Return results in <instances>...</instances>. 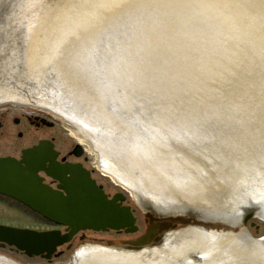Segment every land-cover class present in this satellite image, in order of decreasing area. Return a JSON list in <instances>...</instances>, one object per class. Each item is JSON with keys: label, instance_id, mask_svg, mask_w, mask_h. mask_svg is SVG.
Returning a JSON list of instances; mask_svg holds the SVG:
<instances>
[{"label": "water", "instance_id": "95a60500", "mask_svg": "<svg viewBox=\"0 0 264 264\" xmlns=\"http://www.w3.org/2000/svg\"><path fill=\"white\" fill-rule=\"evenodd\" d=\"M15 110L62 122L111 183L178 214L176 229L185 214L257 216L238 237L188 226L150 249L151 233L76 249L67 264H264V0H0V113ZM58 154L41 140L0 156V192L65 227L0 224L1 247L51 260L80 231L138 230L122 193Z\"/></svg>", "mask_w": 264, "mask_h": 264}, {"label": "rangeland", "instance_id": "374dc122", "mask_svg": "<svg viewBox=\"0 0 264 264\" xmlns=\"http://www.w3.org/2000/svg\"><path fill=\"white\" fill-rule=\"evenodd\" d=\"M35 116L38 115L22 110L0 113V153L2 155L12 154L19 157L21 155L22 148L38 143L41 139L53 140L57 149L62 152V155H67V152L74 148L77 141L69 131L64 130L62 122L49 119L54 122L53 126L32 123L30 117ZM15 118H18L19 122H14ZM20 132L23 136L18 135ZM85 150L86 152L84 156H87V161H84L83 157L77 158L73 156L71 159L85 162L86 167L93 171V176L99 182L103 183L107 187L108 192L111 194L123 192L127 196L129 203L135 209V215L138 218L137 224L140 226V232L144 231L147 227L146 222H144L146 214L144 212L145 208L139 199L131 190L111 183L100 166L93 165L91 151L87 149ZM0 223L19 227H29L37 230H46L52 228L53 226L41 216L32 214L21 207L15 206V204H9L8 201L1 199ZM138 234H118L116 232L107 231L80 232L73 241L71 248L68 249L67 245L60 247L59 250H63V254L59 257H53L51 260L39 256L29 257L22 252H16L8 246H0V255L29 264H67L73 260L76 249H79L83 244L90 243L104 247L120 246L119 242L121 240L134 239Z\"/></svg>", "mask_w": 264, "mask_h": 264}, {"label": "flooded vegetation", "instance_id": "af4514ba", "mask_svg": "<svg viewBox=\"0 0 264 264\" xmlns=\"http://www.w3.org/2000/svg\"><path fill=\"white\" fill-rule=\"evenodd\" d=\"M30 120H31V122H36L35 119H34V117H33V118L30 117ZM14 122H15V120H14ZM36 123L38 124V122H36ZM0 125H1V122H0ZM18 135H19V136H23V134H22L21 132H20ZM35 144H36V143H35ZM35 144H32V145H30V146H33V145H35ZM30 146H27V147H30ZM27 147L22 148V150H21V154H22V152H23V149H25V148H27ZM54 147H55V149L58 150V152H59L58 157H57V160H58V161L63 162V163H67V162H82L83 165L86 166V165H85V162H83V161H81V160H72V159H71V157H73V156L77 157V156L75 155L74 151H73L74 148H72V150L68 151V152H67V155H62V152H61L59 149H57L56 144H55ZM0 155H2V154L0 153ZM7 155L17 157L16 155H12V154H6V155H4V156H7ZM20 157H21V155H20L18 158H20ZM82 157L84 158V161H87V156H84V155H82V156H80V157H77V158H82ZM90 170H91V169H90ZM91 174H92V177L95 178V177L93 176V171H92V170H91ZM42 175L45 177L44 181H45L47 184L51 185V186L54 187V188H59V185H60V182H59V181L55 180L54 178H52V177H50V176H48V175H46V174H44V173H42ZM95 179H96V178H95ZM96 181H97V183H98L99 185H102V187H103V189L105 190V192L107 193L108 197H113V196L115 195V193H112V194H111L110 192H108L107 187H106L103 183L99 182L97 179H96ZM0 199H1V200L8 201L9 204H10V203L15 204V206L21 207V208H23L24 210H26V211H28V212H31V211L29 210V208H28L27 206H25L23 203H21V202L15 200V199L12 198V197H9V196L5 195V194L0 193ZM124 203H128V200H126ZM172 221H173V222L175 221V224H171ZM144 222H146L147 227L145 228L144 231L140 232V226H139V230H138L136 233H134V234H138V233H140V234H138L137 236H135L134 239H137V238L143 236V235L146 234V233H151V235H150V236H151V243H152V244H158L159 242L163 241L164 233H165L168 229L177 226V225L180 223V220H178V219H176V220H163V219L155 218V217H153V216L150 215V214H146V217H145V219H144ZM189 222L195 224V223H198L199 221H197V220H193V221H192V220H191V221H189ZM114 233H115V232H114ZM116 233L121 234V233H125V232H124V231H116ZM125 234H126V233H125ZM122 241H124V240H121L120 242H122Z\"/></svg>", "mask_w": 264, "mask_h": 264}, {"label": "bare ground", "instance_id": "6f19581e", "mask_svg": "<svg viewBox=\"0 0 264 264\" xmlns=\"http://www.w3.org/2000/svg\"><path fill=\"white\" fill-rule=\"evenodd\" d=\"M71 133V131H69ZM72 134V133H71ZM73 136V134H72ZM101 168V167H100ZM132 191V190H131ZM134 193V191H132ZM134 195H136L134 193ZM137 197V196H136ZM138 198V197H137ZM94 248H111V247H101V246H95V245H85V246H81L79 249H94Z\"/></svg>", "mask_w": 264, "mask_h": 264}]
</instances>
